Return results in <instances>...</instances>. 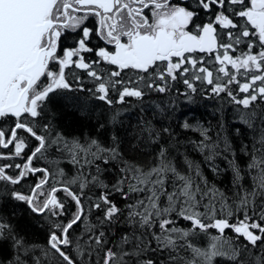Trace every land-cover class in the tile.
Listing matches in <instances>:
<instances>
[{
  "label": "snow or ice",
  "instance_id": "6c2138e0",
  "mask_svg": "<svg viewBox=\"0 0 264 264\" xmlns=\"http://www.w3.org/2000/svg\"><path fill=\"white\" fill-rule=\"evenodd\" d=\"M200 12L208 14L209 22L194 23ZM89 16L98 17L97 35L114 50L100 48L95 53L100 59L86 62L81 53L93 52L88 47L93 29L82 27ZM78 29L82 33L78 46L62 50L65 32ZM241 43L247 51L234 55ZM254 48L257 51L253 52ZM195 53L206 54L209 60ZM100 61L115 66V70L105 77L93 67ZM72 69L84 70L98 82L97 98L108 105L113 103L110 91L116 92L118 87L117 102L124 103L126 97L142 99L145 90L165 93L169 83L178 79L195 93V82H200L211 86L213 95L223 94L240 106L241 121L251 127L257 102L264 103V0H194L187 5L173 0H0V119L14 120L7 136L0 128V147L12 146L14 153H0V159L21 156L27 144L18 137L20 130L38 142L24 163L0 165V181L16 185L28 174L41 173L31 194L13 193L36 213L62 215L65 205L58 192L75 202L77 211L72 218L67 223L53 222L58 231H52L48 239L60 264H133L134 259L135 264H216L217 258H226L229 264H264V134L259 138L261 149L253 145L248 172H242L235 160L230 161L235 186L231 198L209 186L197 165L188 162V172L181 173L165 149H161L157 163L147 169L125 162L109 190L98 175L85 174L83 169L95 164L99 173L97 161L107 164L120 157L116 147L104 148L96 140L82 143L53 136L48 125L44 126L47 135L34 130L32 120L41 115L50 94L73 90L68 76L79 81ZM127 70L139 75L126 80L121 74ZM233 84L237 85L235 94ZM201 135L210 139L206 130ZM198 147L209 149L208 160L218 154L216 145L203 140ZM53 149L67 153L78 166V174L62 187L50 183L53 173L48 168L33 167L34 160ZM10 168L20 171L9 175ZM251 170L256 171L254 176ZM55 174L65 177L63 169L58 168ZM246 175L251 179L248 188L241 183ZM71 184L78 185L79 193L71 190ZM89 185L105 189L87 210L95 209L101 215L97 223L86 224L84 232L72 238L71 231L86 216L81 201ZM114 193L125 201L123 208L110 198ZM122 217L140 235H122L118 245L109 247L103 227ZM181 220L188 222L186 228L177 226ZM7 228L0 223V236ZM211 229L218 235H212L205 247L192 243ZM226 230L235 234V241L225 235ZM14 242L27 254L21 240L14 238ZM14 264L26 262L17 256Z\"/></svg>",
  "mask_w": 264,
  "mask_h": 264
},
{
  "label": "trees",
  "instance_id": "16d2710c",
  "mask_svg": "<svg viewBox=\"0 0 264 264\" xmlns=\"http://www.w3.org/2000/svg\"><path fill=\"white\" fill-rule=\"evenodd\" d=\"M184 4H194V0ZM236 20L242 22L241 18L237 17ZM207 22L209 17L204 12H200L194 20L196 24ZM78 35L79 33L66 34L62 37L61 44L69 46ZM243 51H247V48L244 43H241L234 55H240ZM255 51H257L256 48L253 49V52ZM207 66L212 68L216 65L208 64ZM76 75L80 78L79 81L74 80L73 77L69 81L73 85V90H62L50 94L41 115L32 120L34 130L39 134L47 135L44 126L48 125L53 136L59 134L66 140L76 139L82 143L96 140L104 148L116 147L120 157L116 160L110 159L107 164L97 161L99 173L95 164L87 165L83 169L85 174L98 175L99 179L109 186V190L120 177L119 169L124 167L125 162L147 169L157 163L161 149H165L167 156L181 173L188 172L187 163L191 162L199 167L209 186H215L231 198L235 186L230 161L235 160L240 164L242 172H248L247 165L254 152L253 145L255 149H261L259 138L264 134V103L257 102L256 115L252 118L251 127H249L240 119V111H238L240 106L232 104L223 94L213 95L210 91L211 86L200 82H195L197 86L195 93H191L182 80L178 79L169 83V90L165 93L145 90L146 94L142 99L126 97L124 103L117 102L118 87L117 91L111 94L112 105H108L97 98L94 82H91L89 86L83 73H76ZM138 75L139 73L132 70L121 74L126 80L136 79ZM238 79L245 82L244 77L238 76ZM156 83L161 82L157 80ZM81 86L82 90H80ZM231 88L235 94L237 85L233 84ZM89 89L93 91L90 92ZM184 123L201 126L207 131L210 139H205L201 132L186 129ZM12 127H14V120L7 118L0 120V128L5 130L6 136ZM17 134L25 141L27 147L19 157L0 159V165L24 163L38 143L22 130ZM202 140L205 144L217 146L215 151L218 154L213 159H206L209 149L201 150L198 147ZM0 153L13 155L14 148L0 147ZM255 154L259 156L260 152L256 151ZM33 167L48 168L53 173L50 183L56 184L57 187H62L67 179L78 174V166L71 162V157L67 153L62 154L54 149L46 153L44 158L34 160ZM58 168L63 169L65 173L63 179L55 174ZM19 171L20 169L15 168L7 169V173L13 176ZM255 174L256 171L251 170V175ZM41 177V173L28 174L16 185L0 181V223L8 226L4 235L0 236V264H14L17 256H20L26 264H37V259L39 264H60L59 257L55 256L54 250L49 248L48 239L52 231H58L53 228V222L67 223L72 218L77 211L75 202L66 193L58 192L57 196L64 203L65 208L62 215L53 217L47 212L41 215L36 214L27 202L18 200L13 195L17 192L23 195L31 194ZM241 183L245 188L250 187V177L246 175ZM69 186L72 191L79 193L77 184ZM45 187L47 188V185ZM102 191L105 189L93 185L84 189L81 202L85 205L86 216L84 221L71 231L72 238L80 236L86 224L97 223L96 218L101 213L95 209L88 213L87 210ZM110 198L118 206L124 207L125 201L119 194L114 193ZM177 226L186 228L188 222L178 221ZM103 230L109 241V247L118 245L122 235L130 237L140 235L133 225L126 223L124 217L114 221L110 226H104ZM212 235H218L216 230L211 229L207 235L197 236L192 243L205 247ZM225 235L235 241V234L230 230H226ZM14 238L23 242L24 248L28 249L27 254L15 245ZM236 242L239 243V241ZM129 247L125 245V248ZM46 252L47 255H45ZM69 252L73 256L76 255L71 249ZM255 252L256 250H253V254ZM216 264H229V262L226 258H217Z\"/></svg>",
  "mask_w": 264,
  "mask_h": 264
},
{
  "label": "flooded vegetation",
  "instance_id": "af4514ba",
  "mask_svg": "<svg viewBox=\"0 0 264 264\" xmlns=\"http://www.w3.org/2000/svg\"><path fill=\"white\" fill-rule=\"evenodd\" d=\"M188 1L189 0H173L174 3L178 2V3H181V4H184V3L188 2ZM82 27H88L90 29H93V33H92L90 39L88 40V47L92 48L93 52L81 53V55H83L85 57V61L86 62L98 61L100 58L98 56H96L95 53L97 51H99L100 48H107L109 51H113L114 50V47L112 45H108L106 43V41H104L99 35H97V30H98V27H99V25H98V17L89 16L88 20H86L84 22V25ZM78 33H79L78 37L75 38V40H73L70 43L69 46H63L62 44H60L61 49L62 50L63 49H71V48L77 47L78 46V44H77L78 40L82 38V33H81V31L79 29L76 30V31L67 30L65 32L64 36L66 34H78ZM194 55L203 56L204 58H209L206 54H202V53H195ZM93 67L96 68L97 71H99L103 75H105V77H107L108 72L115 70V66L109 65L106 61H100L99 64L93 65ZM68 71H70V70H66V73ZM71 71H74L75 74L76 73H83V77L87 80V82H89L88 83L89 86L91 85V82H94V86H96V84L98 83V82L94 81L91 77H89L84 70L72 69ZM67 78H69V81H70L72 76H68ZM113 79H115V78H113ZM111 94H114V92L110 91V93H109L110 97H111ZM7 119H12L13 120V118H7ZM0 120H2V119H0Z\"/></svg>",
  "mask_w": 264,
  "mask_h": 264
},
{
  "label": "bare ground",
  "instance_id": "6f19581e",
  "mask_svg": "<svg viewBox=\"0 0 264 264\" xmlns=\"http://www.w3.org/2000/svg\"><path fill=\"white\" fill-rule=\"evenodd\" d=\"M206 61L207 60H209V58L207 59V58H204ZM186 123H184V125H185ZM187 124H189V123H187ZM191 126V125H190ZM192 127V126H191ZM186 129H190V130H193V131H196V132H202V131H197V130H194L193 128H190V127H188V128H186ZM28 206L30 207V209L32 210V206H30L29 204H28ZM34 212V211H33ZM36 213V212H35ZM36 214H39V213H36ZM39 215H41V214H39Z\"/></svg>",
  "mask_w": 264,
  "mask_h": 264
},
{
  "label": "rangeland",
  "instance_id": "374dc122",
  "mask_svg": "<svg viewBox=\"0 0 264 264\" xmlns=\"http://www.w3.org/2000/svg\"><path fill=\"white\" fill-rule=\"evenodd\" d=\"M190 128H193L194 130H197V131H204V129L201 127V126H190ZM11 146H9V148H10ZM5 149V148H4ZM6 149H8V148H6Z\"/></svg>",
  "mask_w": 264,
  "mask_h": 264
},
{
  "label": "water",
  "instance_id": "95a60500",
  "mask_svg": "<svg viewBox=\"0 0 264 264\" xmlns=\"http://www.w3.org/2000/svg\"><path fill=\"white\" fill-rule=\"evenodd\" d=\"M35 174H37V173H35ZM40 214V213H39Z\"/></svg>",
  "mask_w": 264,
  "mask_h": 264
}]
</instances>
